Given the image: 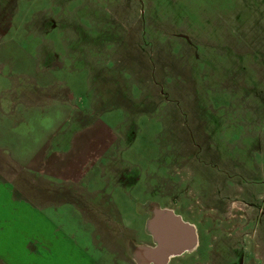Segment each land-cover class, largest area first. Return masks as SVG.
I'll use <instances>...</instances> for the list:
<instances>
[{
  "label": "rangeland",
  "instance_id": "rangeland-1",
  "mask_svg": "<svg viewBox=\"0 0 264 264\" xmlns=\"http://www.w3.org/2000/svg\"><path fill=\"white\" fill-rule=\"evenodd\" d=\"M21 53L54 74L40 77L55 96L39 100V144L55 150L72 133L53 101L64 95L106 126L79 137L113 143L101 174L129 184L103 264L159 256L149 228L167 211L194 245L170 264H264V0H0V59ZM6 96L0 87L1 106ZM63 213L47 215L84 220Z\"/></svg>",
  "mask_w": 264,
  "mask_h": 264
},
{
  "label": "crops",
  "instance_id": "crops-1",
  "mask_svg": "<svg viewBox=\"0 0 264 264\" xmlns=\"http://www.w3.org/2000/svg\"><path fill=\"white\" fill-rule=\"evenodd\" d=\"M26 56L0 59V72L5 67L16 72L0 76L8 100L7 106L0 105V264H103L118 251L113 249L118 245L113 230L121 221L119 212L130 210L125 200L129 184L121 186L118 174H101L103 161L111 165L113 143L79 137L105 125L84 123L83 112L64 102V95V101L60 95L53 101L67 105L58 111L77 127L72 130L70 125L72 133L58 149L39 144V100L55 96L40 93V77L55 83L54 74L41 72L38 58ZM67 206L80 211L84 220L59 223L47 215L53 211L65 216ZM141 233L148 234L147 228Z\"/></svg>",
  "mask_w": 264,
  "mask_h": 264
},
{
  "label": "flooded vegetation",
  "instance_id": "flooded-vegetation-1",
  "mask_svg": "<svg viewBox=\"0 0 264 264\" xmlns=\"http://www.w3.org/2000/svg\"><path fill=\"white\" fill-rule=\"evenodd\" d=\"M153 214H154V212H153ZM150 226H151L150 228H152V230L154 229V232L152 233L153 234V241H154L152 244L154 245V247H151L148 250L152 251V250H155V248L158 247L159 245L164 244L166 237H167V234H166L167 233V229H166L167 225H166V222L163 220L162 217L158 216V218H157V216H155V218L151 222ZM171 241L172 242L169 245L170 253L167 255V257H164L165 259H163V256H160L159 254L158 255L160 257L159 256H154V257L149 256V258H150L149 264H152V263H154V264H163V263L164 264H170L173 257H177L179 255H182L184 252L189 251L188 250L189 246H192L190 244V242L187 239H185V237H182V239H180L178 233L175 234V236L172 238ZM154 260H156V261H154Z\"/></svg>",
  "mask_w": 264,
  "mask_h": 264
},
{
  "label": "water",
  "instance_id": "water-1",
  "mask_svg": "<svg viewBox=\"0 0 264 264\" xmlns=\"http://www.w3.org/2000/svg\"><path fill=\"white\" fill-rule=\"evenodd\" d=\"M158 216L159 217H162L166 224H167V237H166V240L164 242V244H161L160 247L158 248V253L163 256V257H167V255L170 253L169 251V245L170 243L172 242V237H174V232H177V231H180V230H184L185 228L187 229V233L190 237V232H191V229H190V226L188 227V224H186L180 216L178 215H174L171 211H167V212H159L158 213ZM185 229V230H186ZM157 251H151V254H153L154 252L157 253ZM157 253V254H158ZM155 254V253H154Z\"/></svg>",
  "mask_w": 264,
  "mask_h": 264
},
{
  "label": "bare ground",
  "instance_id": "bare-ground-1",
  "mask_svg": "<svg viewBox=\"0 0 264 264\" xmlns=\"http://www.w3.org/2000/svg\"><path fill=\"white\" fill-rule=\"evenodd\" d=\"M178 232L180 233V232H182V231L180 230V231H178ZM175 234H176V233H175ZM174 236H175V235H174ZM193 240H194V239H193ZM192 245H193V244H192ZM159 246H160V245H159ZM173 248H174V247H173ZM183 248H184V247H183ZM157 249H158V248H157ZM155 250H156V249H155ZM152 251H153V250H152ZM175 251H176V250H175ZM149 252H150V251H149ZM149 252H148V253H149ZM178 254H179V253H178ZM163 259H165V258L163 257ZM149 260H150V258H149ZM163 264H164V263H163Z\"/></svg>",
  "mask_w": 264,
  "mask_h": 264
}]
</instances>
